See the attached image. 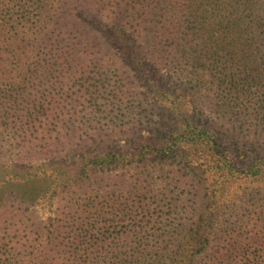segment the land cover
Here are the masks:
<instances>
[{
    "label": "trees",
    "instance_id": "obj_1",
    "mask_svg": "<svg viewBox=\"0 0 264 264\" xmlns=\"http://www.w3.org/2000/svg\"><path fill=\"white\" fill-rule=\"evenodd\" d=\"M18 7L0 10V177L29 225L12 237L0 200V264H264V0Z\"/></svg>",
    "mask_w": 264,
    "mask_h": 264
},
{
    "label": "rangeland",
    "instance_id": "obj_2",
    "mask_svg": "<svg viewBox=\"0 0 264 264\" xmlns=\"http://www.w3.org/2000/svg\"><path fill=\"white\" fill-rule=\"evenodd\" d=\"M22 1L23 0H0V10L10 9L9 12L12 13V11L15 12L14 8H16V9H19L20 12H22V10H20V8L18 7ZM3 5H5V7ZM26 10H28V9H26ZM130 80L134 84L130 88L137 89L136 96H134V99L133 98H131V99L134 102H137L138 104H139V102L140 103L143 102V104L147 103L145 101V99L148 98L147 91L145 88H142L144 81L137 82V81H135L134 78H132ZM209 111H210L209 107L206 106L204 109V114H206V115L209 114ZM159 114L162 115V113L160 111H158L155 107L151 106V104L148 105V107L146 106V104H144L143 108L141 109V114L139 116L138 127L140 126L142 129H149L150 130L153 127V124L155 123L156 119H158L157 117ZM229 134L233 135V137L236 139V141H239L242 143V138L237 133L229 132ZM232 144L235 145L234 142H232ZM237 161L239 163L241 162L242 167H244V166H247L251 162V159L240 158ZM7 180H8L7 176L0 177V200L8 201L7 202L8 209L11 211L10 217L8 218L6 225H4L3 228L7 227V225H8V228L15 229L16 226H18V228H16V230H14V232L12 233L11 236L15 237V238H23L27 235L25 232V229L29 225V222L27 221V218L26 219H22V218L20 219L18 217H15L13 214V211L16 208L19 209V207L21 206V205L19 206V204L17 202H21V197L23 196L24 191L22 188L17 186L18 180L12 181V183H8ZM56 208H57V206H55V202L52 205L40 204L35 208V215L37 217H39L42 221H47V219L51 217L52 213L56 212ZM17 224H19V225H17ZM18 229L22 230V233L18 232L17 231ZM263 248H264V246H263ZM249 253H251L253 255H259L260 253H264V252L261 249V247L259 246V244H254L250 248Z\"/></svg>",
    "mask_w": 264,
    "mask_h": 264
}]
</instances>
